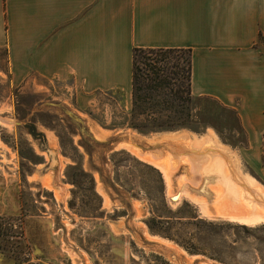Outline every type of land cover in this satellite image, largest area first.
Returning <instances> with one entry per match:
<instances>
[{
	"label": "rangeland",
	"instance_id": "1",
	"mask_svg": "<svg viewBox=\"0 0 264 264\" xmlns=\"http://www.w3.org/2000/svg\"><path fill=\"white\" fill-rule=\"evenodd\" d=\"M186 86L179 77L171 92H147L144 115L122 112L110 94L81 112L68 84L13 86L0 48V178L12 180L20 207L17 217H0V264H34L27 218L44 221L53 264H264V225L205 217L194 202L203 173L194 184L181 179L191 159L178 156L210 138L233 155L237 184L248 175L235 114ZM147 155L175 163L170 183ZM152 220L169 237L149 229Z\"/></svg>",
	"mask_w": 264,
	"mask_h": 264
},
{
	"label": "crops",
	"instance_id": "2",
	"mask_svg": "<svg viewBox=\"0 0 264 264\" xmlns=\"http://www.w3.org/2000/svg\"><path fill=\"white\" fill-rule=\"evenodd\" d=\"M0 48L13 86L33 79L68 84L81 112L97 94H110L126 114L132 108L133 50H189L190 94L235 114L247 142L238 156L248 175L237 184L233 155L210 138L178 156L191 159L181 179L194 184L203 173L194 202L209 212L201 211L205 217L264 225V0H0ZM190 136L182 138L190 142ZM145 159L163 175L158 164L165 166L172 181L175 163ZM181 179L182 192L187 183ZM19 212L12 180L0 178V217ZM43 223L27 218L25 238L34 264H53ZM34 224L40 225L35 232L29 229Z\"/></svg>",
	"mask_w": 264,
	"mask_h": 264
},
{
	"label": "trees",
	"instance_id": "3",
	"mask_svg": "<svg viewBox=\"0 0 264 264\" xmlns=\"http://www.w3.org/2000/svg\"><path fill=\"white\" fill-rule=\"evenodd\" d=\"M183 54H186L187 57L184 58ZM180 63L183 65L181 66ZM179 77L181 80L186 81V89L191 96V53L189 50L134 49L132 62L131 117L147 114L143 104L146 103L147 100L152 99L151 94L155 95L160 88H169L171 92V87L173 85L176 86ZM142 91L144 92V96L139 95ZM147 92L151 94L148 95ZM150 111H152L151 108ZM24 218L25 215L21 213V219ZM155 222L156 221L152 220V222L148 224L149 229L155 230L153 228L154 224H156ZM155 231L169 237L159 230Z\"/></svg>",
	"mask_w": 264,
	"mask_h": 264
},
{
	"label": "bare ground",
	"instance_id": "4",
	"mask_svg": "<svg viewBox=\"0 0 264 264\" xmlns=\"http://www.w3.org/2000/svg\"><path fill=\"white\" fill-rule=\"evenodd\" d=\"M199 151V150H198ZM216 151V150H215ZM214 151V152H215ZM135 152V151H134ZM204 156H206V155H204ZM209 158V157H208ZM155 159V158H154ZM146 160H148V159H146ZM193 161V160H192ZM152 162V161H151ZM159 162V161H158ZM166 162V161H165ZM197 163V162H196ZM195 163V164H196ZM159 165V167L161 168V170L163 171V173H164V176H165V178L167 177V179H168V181H170V178H171V174H170V172H169V170H167V168L165 167V166H163V165H160V163L158 164ZM166 165V164H165ZM173 165V164H172ZM198 168V167H197ZM189 170V169H188ZM203 171V170H202ZM188 176V175H187ZM204 213H206V214H208V212L207 211H204ZM243 223H246V224H249V223H251L249 220H243L242 221Z\"/></svg>",
	"mask_w": 264,
	"mask_h": 264
},
{
	"label": "water",
	"instance_id": "5",
	"mask_svg": "<svg viewBox=\"0 0 264 264\" xmlns=\"http://www.w3.org/2000/svg\"><path fill=\"white\" fill-rule=\"evenodd\" d=\"M125 135V134H124ZM127 136V135H126Z\"/></svg>",
	"mask_w": 264,
	"mask_h": 264
}]
</instances>
